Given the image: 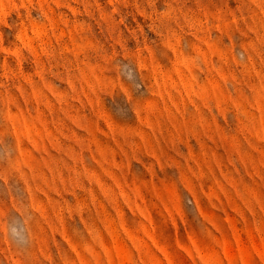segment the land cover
Wrapping results in <instances>:
<instances>
[{
    "label": "rangeland",
    "instance_id": "374dc122",
    "mask_svg": "<svg viewBox=\"0 0 264 264\" xmlns=\"http://www.w3.org/2000/svg\"><path fill=\"white\" fill-rule=\"evenodd\" d=\"M0 264H264V0H0Z\"/></svg>",
    "mask_w": 264,
    "mask_h": 264
}]
</instances>
